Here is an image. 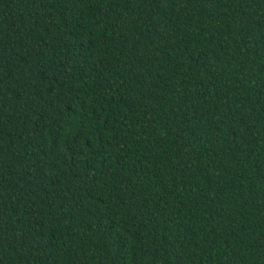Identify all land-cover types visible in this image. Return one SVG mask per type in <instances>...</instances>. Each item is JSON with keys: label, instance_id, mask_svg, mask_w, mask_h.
Listing matches in <instances>:
<instances>
[{"label": "trees", "instance_id": "obj_1", "mask_svg": "<svg viewBox=\"0 0 264 264\" xmlns=\"http://www.w3.org/2000/svg\"><path fill=\"white\" fill-rule=\"evenodd\" d=\"M0 264H264V0H0Z\"/></svg>", "mask_w": 264, "mask_h": 264}]
</instances>
